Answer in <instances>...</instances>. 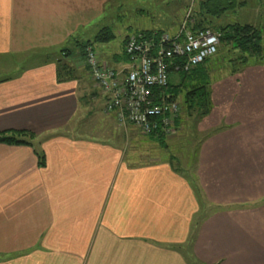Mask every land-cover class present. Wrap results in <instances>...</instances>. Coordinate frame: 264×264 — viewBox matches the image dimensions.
<instances>
[{"label": "crops", "instance_id": "crops-1", "mask_svg": "<svg viewBox=\"0 0 264 264\" xmlns=\"http://www.w3.org/2000/svg\"><path fill=\"white\" fill-rule=\"evenodd\" d=\"M109 6L0 0V59L23 58L0 76V134L34 136L0 144V264H264V67L235 72L234 91L213 95L220 126L199 142L193 170L131 164L109 128L68 133L83 111L101 114L105 98L89 106L84 72L58 74L57 53L77 49V36L114 15ZM124 39L114 54L95 52L116 71L129 65L120 58Z\"/></svg>", "mask_w": 264, "mask_h": 264}, {"label": "rangeland", "instance_id": "rangeland-1", "mask_svg": "<svg viewBox=\"0 0 264 264\" xmlns=\"http://www.w3.org/2000/svg\"><path fill=\"white\" fill-rule=\"evenodd\" d=\"M120 3H122V6L120 9H118L116 16L117 9L115 8ZM164 3H166V1L161 2V0H157L156 2H154V0H110L109 9L112 8L115 10L114 15L106 16V18L104 16L101 21L103 25L100 24L97 28H95L92 34L87 38L77 36L73 43L75 45L79 44V46L87 45V47L92 48V50L94 48V52H103L102 54H106L108 56L109 54H114L113 52H117L114 50V47L118 45L123 37L126 36L125 31L128 30V26H133L134 23L135 27L142 26L144 23H152L155 26L161 23V25L165 27H158L159 29L171 31L176 27V21L172 15L175 8L172 9V6L165 8L163 7ZM136 9L139 10L135 11ZM141 9L145 12L140 11ZM258 15L259 14H257L254 4L249 1L247 6L238 8L235 13H231L220 24L255 23L258 19ZM139 28L143 29L142 27ZM103 29L112 31L115 35L114 39L108 43H94L95 36ZM92 42L94 44H92ZM57 54L59 55L58 58L67 59V57H69L68 54L63 53V51H60ZM71 54L73 57H69L70 59L66 65L72 70L74 69L78 71L79 74H83L82 72H84L85 76L81 75V78H83L81 79V84L85 85L87 89V104H89V106L95 105L100 108L102 98L101 95L103 96V94L90 79L91 77L88 78V70L85 72L83 67H81V65L86 67V60L82 61L83 56H86L85 51L81 52L73 48ZM227 54L223 51L220 52V48H218L217 54L213 58L209 59L206 64H204L205 72L209 79L210 85V95L208 100L209 105L207 110L208 114L206 116L199 119L197 118L196 114L187 116L185 110L183 109V98L181 94H179L177 97L172 95L171 102L177 103L179 107L176 119L179 121V124H174L176 127L174 128L175 132L173 134L165 135L167 143L165 149L153 142L150 137H148L149 135L142 134L139 130L131 125L121 123L112 114H110L112 117L108 116L109 114L104 112V108L101 114L95 113L92 111V109L88 110V112L83 111L74 117L67 131L69 134L71 133L75 136H98L100 132L98 129L103 128V132L105 133V129L109 128V131L111 132L109 136L108 134L107 136L116 140V142H118L123 147L125 160H128V162L131 164L140 165L155 161H171L174 166L178 165L180 169L183 167L189 169V167H191L193 170L196 164L195 151L199 142L206 140L208 136L214 135L217 132V128L220 126L217 124V122L221 121L218 119L213 120L214 115H210L212 107L214 106V100L212 98L213 95L216 94L217 91H221L222 95H225L229 91H234L235 84L230 79V76L235 74V72H242V70L246 67H255L256 69L264 67V59L259 62L249 61L246 64H241L239 61L235 60V56H233L230 60L235 61L236 63H232L231 61L229 63ZM22 60L23 58L11 59V61L10 59L7 61L0 59V76H4V73L7 75L11 74V72L15 70L13 68H17V64H19ZM177 81L178 77L174 76L172 78V84L177 85ZM166 93L171 95V93ZM94 99L95 102H93ZM218 100H222V98L219 97ZM106 117L110 118L107 119ZM207 117L210 119V121L207 123L205 122V125L202 122ZM193 178L195 179L196 176L194 175ZM213 210L214 209L210 211L209 216L214 213ZM207 214L208 213L205 211L204 219H206ZM202 218V216H200L198 219L196 218L194 226L196 227L194 230L195 234H197L200 229L199 222L200 219L202 221ZM201 223L202 222H200V224ZM191 262L192 259H190V264Z\"/></svg>", "mask_w": 264, "mask_h": 264}, {"label": "built area", "instance_id": "built-area-1", "mask_svg": "<svg viewBox=\"0 0 264 264\" xmlns=\"http://www.w3.org/2000/svg\"><path fill=\"white\" fill-rule=\"evenodd\" d=\"M220 46L219 35L211 30L192 32L182 23L174 35L162 34L155 44L142 35H130L124 53L129 65L116 71L101 62L92 48L85 49L86 66L93 83L105 98L104 112L142 134L159 126L164 135L175 132L178 104L164 90L169 68L189 73L213 58ZM176 58L181 63L174 64Z\"/></svg>", "mask_w": 264, "mask_h": 264}, {"label": "trees", "instance_id": "trees-1", "mask_svg": "<svg viewBox=\"0 0 264 264\" xmlns=\"http://www.w3.org/2000/svg\"><path fill=\"white\" fill-rule=\"evenodd\" d=\"M156 1L154 0V2ZM165 1L166 3H164L163 7L169 8L172 6V9L175 8L172 15L176 21V27L171 31L159 28L152 31H140L135 29V23L133 26L129 25L128 30L125 31L126 36L123 41L122 54L120 56L121 59L123 57V60H128L124 53V49L126 41L130 35H142L145 37V40H152L156 44L162 34L166 33L171 36L176 34L182 23H185L186 29L192 32L211 30L219 35L220 52L223 51L226 54L228 53L227 57L229 59V63L233 56H235V60L239 61L241 64H246L249 61L259 62L264 59L262 58L264 57V0H161V2ZM249 1L254 4L257 14H259L255 23L220 24L231 13H235L238 8L247 6ZM135 11H138V9ZM140 11L145 12L142 9ZM114 37L115 35L112 31L103 29L95 36L94 43H108L113 40ZM94 43L92 42V44ZM75 47H78V51L84 52L87 45H76ZM63 53L68 54V56L71 55V52L67 50L63 51ZM61 59L66 60V58ZM62 60H59L57 63L58 74L61 75L64 73L66 74L68 72L66 70H69L70 68L64 64ZM82 61H85L84 56ZM181 61L182 59L179 58L173 60L175 65L181 63ZM207 61L197 66L189 73L175 72L173 67H170L169 83L167 88L164 90V92L171 93V95H174L175 97L181 94L183 98V109L185 110L187 116L196 114L198 119L208 114L207 110L209 105L208 100L210 95V85L204 66ZM231 62L236 63L235 61ZM86 69L88 70L87 66ZM174 76L178 77L177 85L172 84V78ZM5 80H7L5 77H0V83ZM175 121L176 122H174V124L178 125L179 121ZM148 137H150V139L157 143L161 148H166L167 143L165 135L160 131L159 126H157ZM33 138L34 136L28 132L0 134V144L10 146L28 145L29 142L27 140ZM40 159L43 160L42 158ZM40 163L42 164V161Z\"/></svg>", "mask_w": 264, "mask_h": 264}]
</instances>
